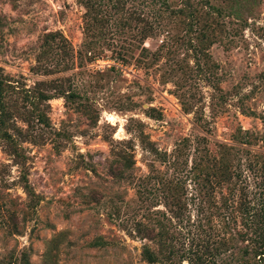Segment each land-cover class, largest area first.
Listing matches in <instances>:
<instances>
[{"label": "rangeland", "instance_id": "obj_1", "mask_svg": "<svg viewBox=\"0 0 264 264\" xmlns=\"http://www.w3.org/2000/svg\"><path fill=\"white\" fill-rule=\"evenodd\" d=\"M0 82V264H237L264 235L234 214L264 199V0H0Z\"/></svg>", "mask_w": 264, "mask_h": 264}, {"label": "trees", "instance_id": "obj_2", "mask_svg": "<svg viewBox=\"0 0 264 264\" xmlns=\"http://www.w3.org/2000/svg\"><path fill=\"white\" fill-rule=\"evenodd\" d=\"M186 6V3H185ZM2 82H0V97L3 93V87H2ZM49 97V96H46ZM6 115L5 112L3 111L0 114V125L5 124V119ZM235 176V173H234ZM238 178H241V174L239 173ZM251 204H244L243 201L240 203V206L237 205L236 209L234 211L235 215H238L237 213H244L246 217H244V223L246 225H255L258 228V231L261 229L262 225L264 224V199L262 200V206L260 209V212H255L254 213V219L252 218L253 215H251V210L253 209V206H250ZM243 209V210H240ZM144 257L147 261L153 262L155 261V254L149 249V247L145 246L144 247ZM237 264H264V235H260L257 240L256 244L254 245L253 248H245L242 251V256L237 257Z\"/></svg>", "mask_w": 264, "mask_h": 264}]
</instances>
